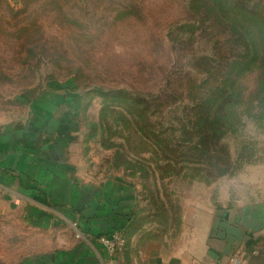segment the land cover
<instances>
[{"label": "rangeland", "instance_id": "rangeland-1", "mask_svg": "<svg viewBox=\"0 0 264 264\" xmlns=\"http://www.w3.org/2000/svg\"><path fill=\"white\" fill-rule=\"evenodd\" d=\"M233 46L226 27L190 11L189 0H0V113L25 114L38 98H65L55 111L69 109L81 160L102 166L104 178L133 184L139 224L155 239L174 238L182 213L200 209L206 219L227 202L264 211V103L253 101L256 74L239 79L245 100L220 141L232 162L226 175L214 178L204 159L165 161L162 145L153 147L137 129L167 138L176 123L190 128L193 105L208 87L198 59L211 55L224 64L236 55ZM216 68L213 82L224 74ZM117 89L144 96L147 112L132 117L124 102L102 95ZM254 235L264 245V233ZM43 242L13 211L0 213V264L33 258L45 251ZM127 252L126 237L119 254Z\"/></svg>", "mask_w": 264, "mask_h": 264}, {"label": "crops", "instance_id": "crops-1", "mask_svg": "<svg viewBox=\"0 0 264 264\" xmlns=\"http://www.w3.org/2000/svg\"><path fill=\"white\" fill-rule=\"evenodd\" d=\"M65 101L38 98L25 114L0 113V213L13 211L47 239L45 251L20 264H264L254 235L264 233L257 206L227 202L206 219L200 209L182 213L174 238H153L139 224L137 188L81 160L69 109L55 111ZM115 230L127 237L126 257L109 256L94 242Z\"/></svg>", "mask_w": 264, "mask_h": 264}, {"label": "trees", "instance_id": "trees-1", "mask_svg": "<svg viewBox=\"0 0 264 264\" xmlns=\"http://www.w3.org/2000/svg\"><path fill=\"white\" fill-rule=\"evenodd\" d=\"M189 10L216 17L226 27L236 55L226 58L224 64L218 63L211 55H202L198 59L205 71L202 82L208 87L193 105L190 128L185 123H176L172 136L161 138L158 133H151L153 130L139 127L137 122L136 126L138 131H146L143 136L153 142V147L162 145L165 161H171V156L175 159L182 157L180 161L204 159L210 163L208 167L210 173L215 172V178L231 170L229 154L220 141L233 127L235 115L245 100V92L239 88V79L256 74L259 84L253 101L264 103V5L252 0H189ZM226 41L229 42L228 37ZM216 67L224 68L219 82H213L219 70ZM102 95L124 102L132 110V117L142 116L148 110L147 100L140 94L117 89L102 92ZM141 119L150 126L148 117Z\"/></svg>", "mask_w": 264, "mask_h": 264}, {"label": "built area", "instance_id": "built-area-1", "mask_svg": "<svg viewBox=\"0 0 264 264\" xmlns=\"http://www.w3.org/2000/svg\"><path fill=\"white\" fill-rule=\"evenodd\" d=\"M79 236L77 233L75 237L78 238ZM94 242L109 256L118 255L125 247V237L122 230H115L109 234L97 236Z\"/></svg>", "mask_w": 264, "mask_h": 264}]
</instances>
